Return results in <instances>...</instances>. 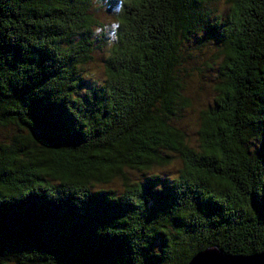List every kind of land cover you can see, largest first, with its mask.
<instances>
[{"label":"trees","instance_id":"1","mask_svg":"<svg viewBox=\"0 0 264 264\" xmlns=\"http://www.w3.org/2000/svg\"><path fill=\"white\" fill-rule=\"evenodd\" d=\"M109 2L104 47L100 0H0V132L13 131L0 139V264L264 252V0H227L210 26L208 0ZM206 28L220 44L192 143L189 48ZM96 50L100 81L82 75Z\"/></svg>","mask_w":264,"mask_h":264},{"label":"rangeland","instance_id":"2","mask_svg":"<svg viewBox=\"0 0 264 264\" xmlns=\"http://www.w3.org/2000/svg\"><path fill=\"white\" fill-rule=\"evenodd\" d=\"M103 4L101 7H95L92 13L95 16L97 25L93 28L96 35L103 34L105 46L107 47L109 43L116 35V18L117 12L119 10L118 6H112L109 0H100ZM109 2V3H108ZM111 4V5H110ZM207 5L211 10L209 18V26L213 25L217 18L221 19L223 15L228 12L229 5L227 0H208ZM208 28L204 30L203 39L201 41H194V44L189 48L195 55L196 65L192 66L191 71L193 73V78L195 80L194 91V102L192 111L185 114L183 118L182 126L187 132V136L192 143L196 141V130L198 128L197 117L199 111L204 108L207 104L212 102L213 91L210 88V82L215 80L216 69L215 63L212 55L217 50L220 44V36L217 38L210 35ZM203 44V46H200ZM105 50H96L93 54V59L89 62L88 66L82 72L83 77L94 78L100 81L104 78L102 59L104 58ZM199 70V71H198ZM202 75V76H200ZM86 84H91V80H88ZM12 130L1 131L0 139L7 141L9 135L12 134ZM181 165L180 160H175L173 162L172 171L179 168Z\"/></svg>","mask_w":264,"mask_h":264},{"label":"water","instance_id":"3","mask_svg":"<svg viewBox=\"0 0 264 264\" xmlns=\"http://www.w3.org/2000/svg\"><path fill=\"white\" fill-rule=\"evenodd\" d=\"M187 264H264V252L252 256H231L211 248L195 254Z\"/></svg>","mask_w":264,"mask_h":264}]
</instances>
